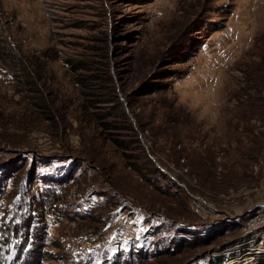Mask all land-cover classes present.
Listing matches in <instances>:
<instances>
[{
	"label": "rangeland",
	"instance_id": "1",
	"mask_svg": "<svg viewBox=\"0 0 264 264\" xmlns=\"http://www.w3.org/2000/svg\"><path fill=\"white\" fill-rule=\"evenodd\" d=\"M256 215L264 0H0V264H229Z\"/></svg>",
	"mask_w": 264,
	"mask_h": 264
},
{
	"label": "built area",
	"instance_id": "2",
	"mask_svg": "<svg viewBox=\"0 0 264 264\" xmlns=\"http://www.w3.org/2000/svg\"><path fill=\"white\" fill-rule=\"evenodd\" d=\"M261 216V218H260ZM264 227V216L263 215H256L254 217H250L243 226L244 229V236L249 234H255L258 232L259 229ZM256 239L254 242H250V240ZM257 237H253L247 241H241L242 248L236 249L233 252H240L239 254L235 255L234 258L229 259V261L233 262L234 264H255L259 260L260 255L263 253L264 248L255 244L257 242ZM245 242V243H244Z\"/></svg>",
	"mask_w": 264,
	"mask_h": 264
},
{
	"label": "bare ground",
	"instance_id": "3",
	"mask_svg": "<svg viewBox=\"0 0 264 264\" xmlns=\"http://www.w3.org/2000/svg\"><path fill=\"white\" fill-rule=\"evenodd\" d=\"M254 240H250V242H253ZM240 248H242V243H238V244H236L235 246H234V249L233 250H231V248H230V250L229 249H227L226 250V252H224V253H222V254H227L228 255V253H231L232 251H235L236 249H240ZM221 254V255H222ZM218 255V254H217ZM229 264H234L233 262L232 263H229Z\"/></svg>",
	"mask_w": 264,
	"mask_h": 264
}]
</instances>
